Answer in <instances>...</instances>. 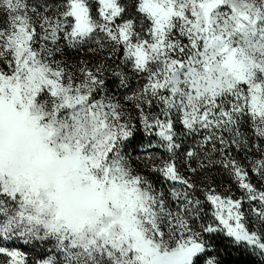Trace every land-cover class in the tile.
<instances>
[{
  "label": "snow or ice",
  "instance_id": "1",
  "mask_svg": "<svg viewBox=\"0 0 264 264\" xmlns=\"http://www.w3.org/2000/svg\"><path fill=\"white\" fill-rule=\"evenodd\" d=\"M122 65L144 84L119 97ZM136 121L157 139L133 157ZM233 150L264 180V0H0V241H54L65 264H222V234L264 256V191ZM216 165L241 198L198 189Z\"/></svg>",
  "mask_w": 264,
  "mask_h": 264
},
{
  "label": "trees",
  "instance_id": "2",
  "mask_svg": "<svg viewBox=\"0 0 264 264\" xmlns=\"http://www.w3.org/2000/svg\"><path fill=\"white\" fill-rule=\"evenodd\" d=\"M93 11H95V7H93ZM111 88H114V84H109ZM137 124L139 126V133L134 135L131 144L128 146L127 152L135 157L137 154V149L140 145L146 144L149 140L155 142L156 137H150L147 135H144L142 132V125L137 121ZM179 130V125L177 126ZM245 131L250 133V128L245 127ZM193 145V139L187 138L184 140L182 144V148L179 150L180 153H183L186 149H188L190 146ZM160 149L153 150V152H156L159 155H165L162 150L158 153L157 151ZM233 155L244 165L251 168V165L249 164V159H257L259 158V153L255 152L253 150L252 152L247 154V158L245 156V153L243 152H236L233 150ZM134 162H136L140 167L143 169L144 166L138 159H133ZM177 166L181 168L187 169L186 164L184 163V158L182 155L179 156L177 159ZM193 167L196 166V163L193 162ZM148 174L151 175L152 181L157 185V187H165V185L161 184L162 178L159 177L158 174L151 173L147 169H145ZM188 170V169H187ZM227 172L223 170L219 165H216L214 167L208 168L205 172H201L198 176L195 177V180L197 182L198 187L204 186V184H208L210 186H221L225 185L228 178H227ZM197 196L204 201V195L202 192L197 191ZM204 208V214L205 216L209 217V222L212 220V208L211 205L207 202H204L203 204ZM208 222V223H209ZM207 235V234H206ZM211 244L213 245L215 252L213 254L218 255L220 261L222 264H264V256L260 255L259 252H254L252 249L244 248L243 246H234L229 239L224 237L222 234H213L209 237ZM10 247L20 248L22 250H27V247L23 245H17V244H11L8 245ZM32 251H37L36 249ZM55 254H58L56 250H54ZM45 255H39V259H42Z\"/></svg>",
  "mask_w": 264,
  "mask_h": 264
},
{
  "label": "rangeland",
  "instance_id": "3",
  "mask_svg": "<svg viewBox=\"0 0 264 264\" xmlns=\"http://www.w3.org/2000/svg\"><path fill=\"white\" fill-rule=\"evenodd\" d=\"M93 7H96L95 4L93 3ZM93 14L95 15V11H93ZM67 59L69 61H77L81 58L88 60L91 59V54H85V53H76L73 52L72 50H66L65 53ZM117 63H119V61H117ZM113 67H115V65H113ZM121 68L123 69V71L125 72V74L128 77L129 80V87L128 88H121V89H116L115 86L114 88H111L109 86V84L113 83L115 85L116 81L114 79H109L108 81V86L109 89L113 92H115V94L119 97H123L124 94H128L131 95L132 92L138 90L143 84H144V80L140 79L139 77H137L131 70L130 67H126V66H121ZM123 102V101H122ZM130 111L133 112V115L135 116V111L132 110L131 108H129ZM136 123V127H137V131L134 133V135L138 134L140 129L139 126ZM142 132L144 133V135L149 136L148 134H146V132L144 131L143 127H142ZM134 137V136H133ZM151 138L154 136H150ZM128 149V148H127ZM156 150V149H152L151 151ZM158 153L160 152V150L157 151ZM132 164L133 166H135L138 170L142 171L144 173V175L148 176L149 179L152 180L151 175L148 174V172L143 169L142 167H140L136 162H134V160H132ZM246 170L249 173V179L251 180V182L253 183V185H255V187L258 190L264 191V180H261L258 176H256L251 168H249L248 166H245ZM181 172L185 175H191V173L185 169V168H181L180 169ZM227 182L225 185H221V186H211L213 188H215L217 193H220L221 195L224 196H231L233 199H239L241 198V196L244 195V193L242 192V190L239 189L238 185L235 183L234 179L227 174ZM167 186L165 185V188ZM201 186L198 187V189ZM203 187V186H202ZM212 211H213V207L211 206ZM244 210L247 211L248 210V205L247 203H245L244 205ZM251 220V218H250ZM203 223L207 224L209 222V217L203 215ZM249 227L253 228L254 230V225L250 222L249 223ZM11 244H17V245H23L25 247H27V250H22L20 248H15V247H10L8 245ZM0 246H6L8 248L11 249H16L21 251L22 253L26 254L27 257V264H35L36 261H41V260H45L48 258H52L53 261L55 262V264H65V257L64 254L58 250L55 246V242L54 241H44V242H40V241H33L30 243H25L23 240L21 239H15L12 241H0ZM36 249L37 251H32ZM54 250L57 251L58 254L54 253ZM39 255H45L42 259H39ZM6 259V257L0 255V261H4Z\"/></svg>",
  "mask_w": 264,
  "mask_h": 264
}]
</instances>
